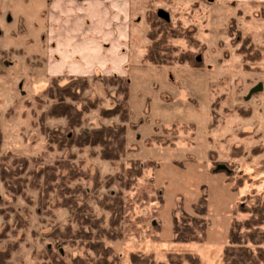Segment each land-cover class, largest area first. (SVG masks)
I'll use <instances>...</instances> for the list:
<instances>
[{"label": "rangeland", "instance_id": "rangeland-1", "mask_svg": "<svg viewBox=\"0 0 264 264\" xmlns=\"http://www.w3.org/2000/svg\"><path fill=\"white\" fill-rule=\"evenodd\" d=\"M95 1L68 0L73 16L58 9L53 23L58 30L84 20L83 35H106L102 29L113 18L114 34L124 35L111 67L87 76L91 81L116 74L129 81L130 150L115 161L92 154L99 147L68 151L47 142L44 127L68 136L119 119L101 117L96 108L70 130L65 118L50 116L51 79L70 74L55 75L61 67L55 56L36 55L33 35L45 28L35 33L32 0H0V252L9 254L5 263L96 261L86 232L97 228L81 222L87 215L99 229L114 231V239L101 238L112 248L110 264H134L132 254L149 255L148 264H171L170 255L193 264L182 259L186 254L196 257V264H221L231 219L249 216L233 212L241 202L251 205L254 195L264 198V34L257 33L264 26V3L241 9L230 0H101L94 6ZM79 4L87 9L82 20ZM160 10L168 14L165 35H176L167 41L174 59L155 65L142 59L151 44V22L163 19ZM154 31L162 35L157 27ZM245 40L258 50V60L243 58ZM185 52H193L201 67L179 63L176 58ZM256 85L261 89L249 95ZM104 89L97 80L84 95L95 94L98 106L110 107L114 102ZM129 159L148 167L132 186L121 187L118 179ZM227 167L231 180L243 177L237 190L227 181ZM2 173H8L9 186ZM203 195L204 242H174L175 209L193 216ZM115 196L121 209L112 222L104 204H113Z\"/></svg>", "mask_w": 264, "mask_h": 264}, {"label": "trees", "instance_id": "trees-1", "mask_svg": "<svg viewBox=\"0 0 264 264\" xmlns=\"http://www.w3.org/2000/svg\"><path fill=\"white\" fill-rule=\"evenodd\" d=\"M167 24L168 21L164 18L151 22L153 29L150 30L148 35L151 39V44L145 52L143 61H148L155 65H164L169 64L174 59L172 57L174 50L168 45L167 41L168 38L175 37L176 35H165L167 34L165 33L167 31ZM154 26L158 28V32L162 35L155 34ZM242 53L245 60H258L260 58L258 50H254L251 42L247 40H245L242 46ZM176 60L179 63L188 62L194 67H201L202 65L201 60L193 52L182 53ZM97 80H100L101 84L106 88L104 89L105 94L111 96L114 105L110 107L98 106L101 100L100 97H97L95 94L84 95V91L89 89L91 82ZM108 87H113V91H110ZM48 88L49 96L55 99V102L49 110L50 116L65 118L67 122L66 126L70 130L80 126L85 113L96 108H98L101 117L111 118L118 116L119 119L118 123H112L107 126L98 124L68 136L55 133L54 130L44 127L48 143L57 142L59 146L65 147L68 151L73 146L78 148L84 146L89 148L99 147V151H94L92 154H96L101 159L109 161L119 160L129 152L130 148L127 146L126 137V123L129 119V81L126 77L116 74L102 76L100 78L94 76L89 81L87 76L69 75L66 77L60 75L51 79ZM148 161L150 162V160ZM147 167L145 162L140 163L139 159L127 160L123 176L121 174L122 178L118 179L119 186H132L136 178L142 175L143 169ZM224 170L227 172V181L232 183L233 190H237L242 186L243 177L235 178L233 181L231 180L232 171L228 167ZM7 176L8 173H2V179L8 185ZM14 185L17 184H13L11 187ZM118 198L116 196L112 198L114 201L113 204H104L105 208L112 212V222H115L114 219L117 216L118 218L120 217V212L117 213V211L121 209V200ZM193 210L195 215L190 216L181 207L175 209L172 228L174 242H204L207 222L201 216L206 214L205 195L201 196L193 205ZM177 212L179 213L178 215ZM235 212H247L249 216L244 219H238L236 217L231 219L228 243L223 248L221 264H264V198L260 195H254L251 205H246L241 202L237 211L235 210L233 214ZM93 220V218L87 215H83L81 219V222H84L85 225L89 224L91 225L90 227L97 228V231L93 234L86 232L89 243L88 247L98 258L96 261H91L90 264H110L111 261L109 258L113 254L112 248L106 247L101 241V238L114 239V231H109L105 228L99 229V226ZM69 230L68 228L67 232ZM148 256L139 257L136 254H132L131 260L134 264H148ZM168 257L170 263L174 264V257L172 258V255ZM176 258L175 264H180V261H182L180 256L176 255ZM8 259V253L2 254L0 252V264H6L5 262ZM182 259L193 264L197 262V258L190 254L184 255ZM73 262L74 264H88V262L84 263L80 258L73 259ZM149 264L154 263L151 262Z\"/></svg>", "mask_w": 264, "mask_h": 264}, {"label": "crops", "instance_id": "crops-1", "mask_svg": "<svg viewBox=\"0 0 264 264\" xmlns=\"http://www.w3.org/2000/svg\"><path fill=\"white\" fill-rule=\"evenodd\" d=\"M71 0H69L70 2ZM75 1V0H74ZM68 0H32V6H35L33 12V23L37 22L35 28V33H41V29L45 28L44 33L41 35H33L35 37V45L39 51L36 55L45 54L46 57H54L58 65H60V70L55 75L64 74V72H69L70 75H78V76H88L93 71L100 69L101 72L103 70H108L110 67L108 66L111 63L112 55L116 52L119 47L120 40L124 35H119L117 30V35L113 29L114 21L111 18L109 23V28L104 27L102 29V33L106 32V35H97L96 30L94 28L90 29V33H94L95 35H83L82 31L86 28L83 26V21H79L78 27H72L70 24L65 25L61 24L62 27H55L56 17L59 13H57L61 9L64 14L71 18L73 14H71L72 5ZM97 2L101 3V0H97ZM96 1L93 2L94 6H97ZM231 3H235L240 5V8L250 7L254 3L263 4L264 0H230ZM42 3V4H41ZM73 5L75 3L73 2ZM80 8L79 16L82 20L85 18L84 16L87 14V9L84 8L82 4H79ZM70 8V9H68ZM76 13V14H77ZM42 14V18H50V20H43L40 15ZM75 14V15H76ZM49 15V16H48ZM62 16V15H61ZM74 18V17H73ZM60 23V22H58ZM107 23V24H108ZM263 28V30H262ZM262 31L257 32L258 34H264V26L261 27ZM87 32V29L85 33ZM17 40H15L16 42ZM48 44V52H44V48ZM108 45V46H106ZM104 49L109 51L107 54L104 53ZM52 61V60H51ZM67 67H71L67 69ZM109 67V68H108ZM55 72V69H52ZM74 71V73H73ZM78 71V72H76ZM113 71V70H112Z\"/></svg>", "mask_w": 264, "mask_h": 264}, {"label": "water", "instance_id": "water-1", "mask_svg": "<svg viewBox=\"0 0 264 264\" xmlns=\"http://www.w3.org/2000/svg\"><path fill=\"white\" fill-rule=\"evenodd\" d=\"M158 14H159V16L163 17L164 19H166V20L168 19V14L165 13L164 11L160 10ZM260 89H261V85H256L255 87H253L250 90L249 95H251L253 92L258 91Z\"/></svg>", "mask_w": 264, "mask_h": 264}]
</instances>
